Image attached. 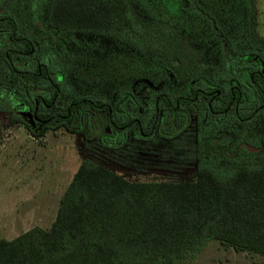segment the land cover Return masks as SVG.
<instances>
[{"label":"trees","instance_id":"1","mask_svg":"<svg viewBox=\"0 0 264 264\" xmlns=\"http://www.w3.org/2000/svg\"><path fill=\"white\" fill-rule=\"evenodd\" d=\"M186 1L193 7L178 11L163 0H45V4L52 27L110 36L113 44L125 42L128 65L139 60L143 69L144 63H151L149 52L156 51L164 77L172 74L180 81L203 80L201 62L214 61L221 46L225 58L240 63L264 45L256 36L253 0H244L250 6L249 51L238 45L239 28L245 23H232L230 14L225 21L196 1ZM152 6L164 13L155 16ZM136 7L147 12L151 22L140 21ZM112 42L104 46L111 52ZM134 77L124 82L130 84ZM125 98L131 99L130 94ZM0 99V108L5 109L9 95L4 88ZM213 158L181 182L133 180L85 159L61 197L52 226L0 239V264H187L214 241L264 258V154L244 151Z\"/></svg>","mask_w":264,"mask_h":264},{"label":"flooded vegetation","instance_id":"2","mask_svg":"<svg viewBox=\"0 0 264 264\" xmlns=\"http://www.w3.org/2000/svg\"><path fill=\"white\" fill-rule=\"evenodd\" d=\"M29 1L0 0V89L9 95L0 114L9 124L21 125L34 139L65 131L94 143L101 151L119 155L129 139L143 144L158 138L185 146L190 139L185 142L180 135L194 121L195 148L189 149H197L200 154L208 147L234 148L239 136H245L247 144L256 129L264 132V45L240 63L225 58L221 46L214 68H227L229 78L182 80L187 81L185 89L181 87L183 91L179 92L176 88L171 93L169 85L177 87L174 83L181 82L171 74L170 82L164 80L158 86L140 83L144 91L141 95L134 91L127 101L118 93L113 103L95 102L72 93L75 87H70L67 79L66 69L76 70L74 57L82 40L79 33L52 27L45 0L26 8ZM24 18L30 19L26 27L31 26L33 33L25 32ZM101 42L84 41L82 45L87 43L103 51ZM120 45L124 43L120 41ZM231 46L236 48L233 42ZM151 97L152 103H147ZM96 116L105 127L102 134ZM212 156L202 162L211 161Z\"/></svg>","mask_w":264,"mask_h":264},{"label":"rangeland","instance_id":"3","mask_svg":"<svg viewBox=\"0 0 264 264\" xmlns=\"http://www.w3.org/2000/svg\"><path fill=\"white\" fill-rule=\"evenodd\" d=\"M37 1H29L26 8ZM195 1L203 9L214 11L217 17L225 21L230 14L232 23L241 24V21L245 23L243 24L245 27L239 28L241 38L238 45L243 51L252 50L251 25L248 21L250 14L247 13L250 6L244 0H193ZM163 2L175 11L185 5L188 9L193 7L190 1L186 0H163ZM253 2L255 6L251 8L255 9L257 15L256 36L264 39V0H253ZM39 3L41 1L36 4ZM151 8L152 13L157 17L164 13L155 9V6ZM140 11L136 7L137 18L142 22H151L145 16L147 12L145 14ZM244 11L247 14L244 13V17L241 14V18L240 12ZM177 15L180 19L183 18V13L182 15L177 13ZM22 22L25 32H34L31 26L26 27L27 23H30L29 18H24ZM188 22L191 23V19ZM169 24L173 25V21ZM99 35L94 33L79 35L82 40L80 47L78 46L79 51L74 57L76 70L66 69L70 87L72 84L75 87L72 93L78 94V97L95 102L113 103L114 96L118 93H120L119 97L134 91L141 95L140 91L145 89V86L140 84L142 82L158 86L157 84L164 80L170 82L172 79V76L165 78L162 74L163 66L160 64L159 54L156 51L149 52L151 63H144L145 69L141 64L143 62L139 60L130 61L128 65L129 62L119 54L120 51L121 53L127 52L125 49L128 47L127 44L124 42V46H119L117 44H120V40L113 39L117 43L113 44L110 36ZM99 40H102L101 45L106 47H109L112 42L113 52L104 46L105 51H102L100 47L82 45L84 41L90 43ZM201 66V76H208L210 79L216 77L225 79L230 76L227 68L219 65L214 68L213 60L202 61ZM210 73L213 75L210 76ZM145 75H149L146 77H151L152 80L144 79ZM131 76L137 77L132 83H125L124 80ZM3 77L4 80L8 79L6 75ZM186 83L187 81L174 83L177 87L171 83L169 85L171 93L176 88L177 91L182 92L181 87L185 89ZM147 103H152V97ZM96 119L102 134L105 127L97 116ZM195 131L196 126L192 121L185 132L180 135L185 142L190 139L185 146L173 145V142L158 138L143 144L129 139L121 154L115 155L111 151H101L94 146V143L86 141L81 136H71L65 131L52 132L41 139H34L21 125L9 124L7 118L0 114V239L12 240L34 227L50 228L57 216L61 197L85 159H91L112 168L133 180L181 182L196 173L200 162L202 163L206 157L214 155L217 159L218 156L224 154L233 157L244 151L254 153L255 156L264 154V132L262 130L260 132L258 129L257 134L247 144L244 143L246 142L245 136H239L238 144L234 148L224 149L221 145L220 148L208 147L205 151H200V154L197 149L193 151L189 149L195 148ZM222 147L225 145L222 144ZM187 264H264V258L247 252H236L214 241L209 243L194 261Z\"/></svg>","mask_w":264,"mask_h":264}]
</instances>
